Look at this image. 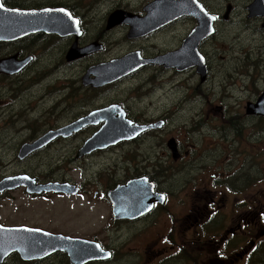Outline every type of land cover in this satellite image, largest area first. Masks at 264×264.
Masks as SVG:
<instances>
[{
    "label": "flooded vegetation",
    "instance_id": "af4514ba",
    "mask_svg": "<svg viewBox=\"0 0 264 264\" xmlns=\"http://www.w3.org/2000/svg\"><path fill=\"white\" fill-rule=\"evenodd\" d=\"M155 1L0 0L1 4L13 8L60 10L70 14L72 20H77L80 30L79 36L73 32L67 35L37 32L11 42L0 41V59L13 55H17V60L32 57L31 62L17 74L0 71V82L24 73V69L35 60L34 54L25 53L20 46L3 55L1 47L5 43L17 45L34 36L50 41L65 39V66L99 54L104 49L102 32H98L92 41L82 39L86 33L84 13H95L107 7L103 31L124 25L128 27L126 37L130 40H150L153 44L154 39L169 38L176 45L180 43L171 48L153 47L151 51L141 45L134 47L132 52L138 53L139 65L125 76L99 87L83 84L82 77L89 68L86 65L75 77L78 87L87 92L113 87L122 78L153 66L175 74L187 71L182 75L184 83L177 84L176 75L159 70L161 74L156 84L161 92H167L171 83L173 100L188 110L186 121H167L170 117L167 113L139 121L128 117V110L127 114L119 102L111 103L121 107L131 126H152L130 139L77 157L79 148L101 123L82 128L80 132L89 127L97 129L78 146L72 163H79V159L88 157L99 158L103 153L110 155L109 164L91 171L90 178L77 180L70 172L71 166L64 167L58 176H53L50 171H36L30 166L0 175V182L21 175L33 180L20 182L13 188L0 189V206L7 200L15 203L16 208L19 201L25 204L74 203L78 200L91 206L98 214L103 211L105 216L97 217L90 223L78 221L76 225L81 228L75 230L0 217L1 227L17 228L12 231L11 237L44 240H39L44 243L42 250L32 251V255L41 252L39 256L26 254V258H22L20 251L23 249L17 246L4 251L7 254L0 264H264V0H226L220 8H217L216 0H197L213 17L212 30L195 42L200 62L186 64H163L158 58L169 52H178L184 42L193 36L199 25L193 14L176 15L169 19V15L158 16L159 12L153 10L151 20L140 25L147 27L150 23H158L151 24L146 32L136 36H129L131 25L125 22L107 27L113 12L120 11L140 18ZM256 3H259V9L253 8ZM185 19H190L192 23L185 36L163 32ZM180 27L177 25L175 29ZM218 35L220 40L216 42ZM208 41L221 53L223 64L217 75H212L206 49ZM74 42L78 48L94 42L101 48L86 58L68 61L66 54ZM102 61L106 60L97 59L92 64ZM163 74L167 78L159 83ZM52 75L57 76L52 73L48 78L51 79ZM49 85L54 88L59 86L54 83ZM191 86L196 91L194 98L186 92ZM137 87L139 93L149 90L153 94L157 88L146 75ZM60 99L66 100V94ZM58 139L67 138L54 141ZM49 144L30 152L20 161L30 160ZM61 185L66 187L65 191H58ZM138 238L148 240L138 248L135 247ZM68 239L80 241L72 243ZM122 248L126 252L123 253Z\"/></svg>",
    "mask_w": 264,
    "mask_h": 264
},
{
    "label": "rangeland",
    "instance_id": "374dc122",
    "mask_svg": "<svg viewBox=\"0 0 264 264\" xmlns=\"http://www.w3.org/2000/svg\"><path fill=\"white\" fill-rule=\"evenodd\" d=\"M225 1L216 0L217 8L223 7ZM106 8L102 7L95 13H84L86 33L82 39L92 41L98 32H102L101 41L104 42V49L99 54L89 58L86 57L92 52L88 53L89 55L81 56V59H86L80 60L78 63L63 65V55L66 50L65 39L50 41L34 36L25 38L17 45L9 43L1 47L2 54L6 55L20 46L24 48L25 53L34 54L35 60L24 69V73L16 77L4 78L0 82V175L21 171L30 166L35 167L36 171H50L53 176H58L64 167L71 166L70 172L77 180L90 178L91 171L105 168L109 164V153H103L99 158L79 159V163H72L71 161L78 146L87 135L97 129L96 127H89L67 139H58L36 152L30 160L27 158L25 162L17 158V151L22 143L37 137L46 130L63 125L89 110L106 107L114 102H119L126 112L128 110L130 114L127 112L128 117H134L139 121L150 117L156 118V116L164 113L170 114L167 121H186L188 110L173 100V89H170L171 83L167 87V92H161L156 82L161 74L159 70H161L176 75L177 84H183L185 80L182 75L187 71L182 74H175L171 70L153 66L154 68H149V70L139 71L122 78L120 83L113 87H103L88 92L78 87L79 82H76L75 77L86 65L89 67L94 65L95 63H92L97 59H105L106 61L102 62H107L109 58H120V56L132 52L134 47L140 45L151 51L153 47L171 48L177 47L180 43L176 45V42L169 40V38L154 39L153 44L150 40L147 42L130 40L126 37L128 27L124 25H117L110 31H103L106 21ZM177 25L181 27L175 29ZM191 26V20L185 19L163 32L179 33L185 36ZM219 40L220 35L215 38L216 42ZM206 49L209 52L212 75H217L216 72L222 69L223 64L220 59V50L211 46L209 41L206 44ZM51 65H53L52 68H49ZM52 73H56L57 76L52 75L49 79L48 77ZM145 75L151 84L157 87L154 94L149 90L138 92L137 85L142 82ZM162 76L158 80L159 83L167 78L166 74ZM214 80L218 81V78H214ZM52 83L59 86L54 88L49 85ZM50 88L51 90H49ZM186 92L193 98L196 94L192 86L188 87ZM65 94L66 100L60 99ZM102 213L103 211H100L98 214L91 206L78 200L74 203L55 201L52 203L29 202L25 204L19 201L18 208H16L15 203L7 200L3 206H0V217L3 220L11 219L15 222L27 220L32 224H49L48 227L67 230L81 228L76 225L78 221L90 223L97 217H105ZM146 240L148 239L138 238L135 241V247L140 248L141 243ZM163 244L166 245V242ZM121 251L126 252L124 248Z\"/></svg>",
    "mask_w": 264,
    "mask_h": 264
},
{
    "label": "water",
    "instance_id": "95a60500",
    "mask_svg": "<svg viewBox=\"0 0 264 264\" xmlns=\"http://www.w3.org/2000/svg\"><path fill=\"white\" fill-rule=\"evenodd\" d=\"M154 4L156 7L152 8ZM0 5L2 4L0 3ZM164 6L166 8L170 7L169 11L172 13H170L171 18L173 15L193 14L197 18L199 25L194 35L184 42L181 50L160 56L158 60L163 64H186L200 62V58L198 57V53L196 51L195 42L200 36L206 34V32L207 34L211 32L213 17L206 12V10L199 2H197V0H157L155 3L150 4L149 9H146L147 14L143 18H134L129 14L116 11L109 16L107 27L109 28L121 22H129L131 25L129 36H136L137 34L140 35L143 30L140 28V24L150 19L154 9H156L157 12H161L164 9ZM253 8L259 9V3L254 4ZM72 19L73 18H71L70 14L55 9L44 8L39 10H22L11 9L3 6L0 7V41L16 40L37 32L57 33L59 35H67L73 32L76 34V36H79L80 30L77 20ZM99 48L101 47L95 42L82 48H78L74 42L66 54V59L68 61L74 60L84 56L85 54L96 51ZM31 59L32 57L28 56L22 60H17V55L0 59V71L7 74L17 73L23 69L24 65L28 64ZM139 63L140 61L138 53L132 52L121 58L112 59L107 62H102L98 65L89 67L85 75L82 77V82L84 85L91 84L94 87H99L128 74V72L136 68ZM91 75L94 77L89 78ZM98 123H102V125L79 148L77 157L82 156L94 149H103L109 145L116 144L121 140L130 139L139 132L152 126H131L130 121L125 118V113L121 107L119 105H110L105 108L92 110L86 115L61 127L49 129L36 140L22 144L18 151L17 157L19 159H23L30 152L43 148L58 137H70L73 133L80 131L86 125ZM32 181L33 180H29L23 175L5 178L0 182V189H9L13 188L14 185L20 182ZM60 187L61 188L58 191H65L66 187L62 185ZM14 230H17V228H5L0 226V260L7 254V252H4L5 250H12L17 246H20L23 249V252L20 251L22 258H26V254L32 255V251H38L44 248V243L39 241H44L43 239L32 240L28 238L11 237L12 231ZM30 232H33V230H30ZM34 233L41 232L34 231ZM51 237L53 238L54 236ZM68 240L72 241V243L80 241L72 239ZM34 253L36 255L32 256H39L42 254L41 252Z\"/></svg>",
    "mask_w": 264,
    "mask_h": 264
},
{
    "label": "bare ground",
    "instance_id": "6f19581e",
    "mask_svg": "<svg viewBox=\"0 0 264 264\" xmlns=\"http://www.w3.org/2000/svg\"><path fill=\"white\" fill-rule=\"evenodd\" d=\"M167 9L170 10V7L166 8V7L164 6V9H163L161 12H159L157 15H158V16H163V15H166V14H167V15H170V16H169V19H170L172 13H171L169 10H167ZM170 13H171V14H170ZM172 17H173V16H172ZM150 20H151V19H150ZM157 23H158V22L150 23V24L147 25V27H141V25H140V28L143 29V30H142V33L146 32V31L149 29V26H150L151 24H157ZM138 26H139V25H138ZM135 28H136V27H135ZM140 32H141V31H140ZM137 33H139V32H137ZM142 33H141V34H142ZM137 35H138V34H137ZM173 64H174V63H173Z\"/></svg>",
    "mask_w": 264,
    "mask_h": 264
},
{
    "label": "snow or ice",
    "instance_id": "6c2138e0",
    "mask_svg": "<svg viewBox=\"0 0 264 264\" xmlns=\"http://www.w3.org/2000/svg\"><path fill=\"white\" fill-rule=\"evenodd\" d=\"M0 7H3V5H0Z\"/></svg>",
    "mask_w": 264,
    "mask_h": 264
},
{
    "label": "trees",
    "instance_id": "16d2710c",
    "mask_svg": "<svg viewBox=\"0 0 264 264\" xmlns=\"http://www.w3.org/2000/svg\"><path fill=\"white\" fill-rule=\"evenodd\" d=\"M7 44H9V43H5V45H7Z\"/></svg>",
    "mask_w": 264,
    "mask_h": 264
}]
</instances>
